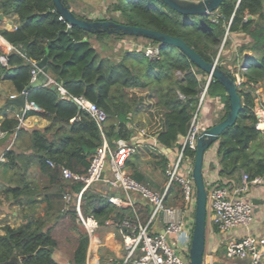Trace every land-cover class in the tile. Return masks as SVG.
Wrapping results in <instances>:
<instances>
[{
    "label": "trees",
    "instance_id": "trees-1",
    "mask_svg": "<svg viewBox=\"0 0 264 264\" xmlns=\"http://www.w3.org/2000/svg\"><path fill=\"white\" fill-rule=\"evenodd\" d=\"M106 12L108 17L104 20L179 38L206 63L216 62L217 68L234 81L235 77L221 64V50L230 44V35L246 36L249 42L238 48L236 54L240 56L232 64L236 66L245 60L249 64L242 74L246 84L238 87L242 109L236 124L226 129L217 142L218 176L225 184L236 182L235 177L241 172L251 179L264 176V133L256 130L252 112V93L257 84L264 83V0H224L213 14L195 16L180 15L159 0H112ZM0 14L4 18L16 17V28L11 32L0 30V35L20 52L9 53L7 66L0 64V80L9 82L18 96L30 85V62L38 64L46 59L48 76L67 95L81 96L104 111L107 122L103 132L111 147L119 139L130 141L131 117L142 113L148 121L146 134L156 139V146L151 150L159 152L151 153L153 168L165 174L169 159L160 148H168L171 153L180 151V140L190 128L207 74L179 50L139 37L129 38L156 45L157 58L150 59L142 51L131 50L118 55L117 61L103 57L91 39L117 41L128 36L107 32L91 34L77 27L67 33V25L55 13L52 0H0ZM73 14L82 20L98 21ZM244 52L250 55L245 56ZM51 86L27 91L28 101L38 105L42 112H30L26 116L46 119L45 128L25 129L13 114L6 115L0 125L3 134L0 205L4 203L8 210L19 206L25 213V221L20 226L1 227L0 264L12 258L16 259L14 264H57L52 259L54 251L65 254L69 264H86L88 236L76 223L74 208L66 211L41 194L52 187H59L62 193H79L83 183L64 180L61 170L85 175L102 138L88 113L69 99L61 98ZM207 99L216 100L219 108L216 122L222 121L229 101L222 85L214 79L206 88L200 111ZM145 155L137 149L125 162L131 177L143 185L137 165ZM183 156L193 161L194 152L184 149ZM34 167L46 179L41 188L30 174ZM182 199L181 187L172 182L164 205L182 208ZM39 202L47 205L43 216L36 217L32 211ZM80 210L82 215L93 216L98 221L100 235L109 228L114 230L106 225L107 221H118L132 214L129 209H117L109 204L93 187L82 193ZM135 210L140 222L145 224L149 205L138 203Z\"/></svg>",
    "mask_w": 264,
    "mask_h": 264
},
{
    "label": "built area",
    "instance_id": "built-area-1",
    "mask_svg": "<svg viewBox=\"0 0 264 264\" xmlns=\"http://www.w3.org/2000/svg\"><path fill=\"white\" fill-rule=\"evenodd\" d=\"M1 15V14H0ZM96 20V19H94ZM0 19V27L3 24ZM1 30V28H0ZM150 59L158 57V48L141 47L137 49ZM12 51L20 53L0 35V64L7 66L8 55ZM244 64V65H243ZM241 68L231 73L235 77L237 87L246 84L245 78L239 73L248 67L243 61ZM30 84L41 73L38 64L30 62ZM47 85H55L61 98L72 101L78 109L84 110L95 122L102 138L101 145L89 160L85 175L73 173L67 169L61 170L64 180L82 182L79 193H65L63 195L64 210L73 207L76 213V223L82 226L88 236L86 259L91 264H99L97 255L102 246L98 221L93 216H84L80 210L82 193L97 183L104 184L110 191L104 196L109 204L117 209H129L131 215H125L118 221L109 220L106 225L114 228L123 249L120 264H190L189 249L194 223L195 185L192 180L191 159L183 156L184 149L195 153L196 140L201 133L199 113L206 88H204L198 108L191 120L187 134L181 139V149L176 157L168 162L166 168L167 183L162 192H154L146 185L135 181L125 168L126 160L137 150V144H130L125 140H117L111 147L106 141L103 129L107 122L106 114L85 98L71 97L60 86L49 80ZM21 94L27 95V91ZM20 94V95H21ZM253 115L256 118L255 128L264 133V99L255 90ZM16 98V97H13ZM12 98V99H13ZM41 113V108L28 100L24 109L14 114L19 126L24 124L27 113ZM142 133V132H141ZM143 135V133H142ZM47 164H53L47 161ZM218 166V165H216ZM176 182L182 190L183 207H166L164 200L167 191ZM207 193V224L215 233L224 238V256L229 261H246L248 264L264 263V233H258L255 227V206L252 200H264V176L250 178L240 173L239 181L225 184L216 175L212 179H205ZM138 202L146 203L150 207V214L145 224L138 218L135 207ZM159 222V226H158ZM160 228L163 233L160 232ZM209 228V229H210ZM110 259L108 264H113Z\"/></svg>",
    "mask_w": 264,
    "mask_h": 264
},
{
    "label": "crops",
    "instance_id": "crops-1",
    "mask_svg": "<svg viewBox=\"0 0 264 264\" xmlns=\"http://www.w3.org/2000/svg\"><path fill=\"white\" fill-rule=\"evenodd\" d=\"M93 1L94 0H81V2H79L80 3L79 5H81V7L82 5L83 7H85L86 4H90V2ZM110 1L112 0H108L107 3L108 2L110 3ZM184 1H195V0H184ZM103 2L104 0H101V5L103 4ZM69 5L72 12H75L76 14L80 13V12L78 13L77 11V8L79 7H76L73 3H70ZM16 25H17L16 17L9 16L5 18V22H3L0 28L1 30H6L11 32L16 28ZM245 62H247V60H245ZM261 86L262 84H260L259 86L257 84L256 90L259 91L264 97V91H262ZM18 96L15 94L13 87L9 82L5 80H0V125L4 121L6 115H10V114L14 115L15 113L20 111V109L17 106L9 102L10 99ZM218 110L219 108L217 106L216 100L207 99L204 101L203 107L199 113V123L201 130L209 128L215 123H217L216 117L218 114ZM47 125H48V121L46 119L38 117L36 115H28L26 116V119L24 120V124L21 127L25 129H31V128L43 129ZM130 128L133 130V134L128 143L137 144V149L143 150V152L146 154L142 158L141 162L137 165L138 171L143 176L142 182L145 185H149L153 189V191L161 192L165 187V178L159 170L153 168L152 154H158L159 152H156V150H151L152 149L151 147L156 146V139L154 136H148L146 134V131L148 130V121L145 115L140 113L132 116ZM141 132L143 133V135ZM2 137L3 134L0 132V139ZM12 143L13 141H11L10 146ZM216 145L217 144L213 145L206 152L205 161H204L205 179H212L216 177L219 171L218 166H216L217 165ZM160 152H162V148H160ZM163 154L168 157L169 161H172L177 155V153H171V151L170 152L165 151V153ZM1 160L2 158L0 156V161ZM126 170L128 171V173H131L129 169ZM30 174L31 176L34 177L36 183L41 188L42 184L45 183L46 179L39 175L37 168L35 167L30 170ZM239 177H240V173L237 174L235 177L236 182L239 181ZM93 188L96 192L102 194L103 196H106L107 194L110 193L107 187L102 183H97L96 185L93 186ZM64 194L65 193H62L59 187H52L46 190L41 195L45 197L47 196L51 203L62 205V207H64L62 200ZM256 201H258V205L255 206V212H254L255 227L258 228V233H264V200H261L259 198ZM46 205H47L46 202H39L37 208L34 211H32L33 215H35L36 217L43 216L46 209ZM170 207H174V206H170ZM24 214L25 213L21 211V208L19 206H13L11 209L8 210L5 204L2 203L0 205V233H2L1 227L3 225H9L12 228H16L20 226L22 223H24L25 221ZM158 226H159V222H158ZM160 232H161V228H160ZM114 236L115 235H113V233L111 234V232H108L103 237L100 235L102 245L105 248L106 255L102 254V252L100 253L99 250L97 255L99 264H108V261L110 259H114L116 262L120 263L123 257L122 244L121 241L118 240L119 239L118 236L116 237L118 239H115ZM223 240L224 238L222 236L215 233L214 230H212L211 228L209 230L207 228L205 251L203 256L204 264H233L234 262H236V261H229L225 258L224 245L222 243ZM52 259L57 264H69L68 257L60 251H54L52 253ZM86 264H91V261L89 259H86Z\"/></svg>",
    "mask_w": 264,
    "mask_h": 264
},
{
    "label": "water",
    "instance_id": "water-1",
    "mask_svg": "<svg viewBox=\"0 0 264 264\" xmlns=\"http://www.w3.org/2000/svg\"><path fill=\"white\" fill-rule=\"evenodd\" d=\"M170 10L183 15H211L213 14L224 0H159ZM54 11L61 20L67 25L66 32L69 33L72 27H77L91 34L107 32L108 34H122L128 37H139L159 43L161 46L173 47L179 50L196 68L207 74L208 87L211 79L216 80L222 85L229 101V109L226 117L209 128L201 131L196 140V149L192 164V180L195 185V211L194 223L191 236V246L189 249L190 264H204L203 256L206 243L207 230V193L204 183V161L206 152L215 144H217L223 132L236 124L238 115L242 109V101L238 94V87L235 81L225 71L220 70L213 64L206 63L196 52L188 47L179 38L171 37L157 31L141 28L125 26L107 20L87 21L77 18L70 9V5H65L63 0H52ZM0 19L5 21L3 15ZM222 48V47H221ZM41 73L38 74L36 80L32 82L26 89L29 91L46 85L51 80L47 74L46 59L38 63ZM51 90L57 92L56 86L52 85ZM28 100V94H21L16 98L10 99L9 102L17 106L20 110L24 109ZM170 152L168 148H162V152ZM254 206L258 205V201L252 200ZM161 233H163L161 229ZM15 258H12L3 264H14Z\"/></svg>",
    "mask_w": 264,
    "mask_h": 264
},
{
    "label": "rangeland",
    "instance_id": "rangeland-1",
    "mask_svg": "<svg viewBox=\"0 0 264 264\" xmlns=\"http://www.w3.org/2000/svg\"><path fill=\"white\" fill-rule=\"evenodd\" d=\"M72 1V3L76 6L79 7L77 8V11L79 13L80 16L85 17L86 19L89 20H94V19H98V20H104L107 16V10H108V0H104L103 4L101 5V0H94L93 2H90V4H86L85 7H81V5L78 4V2H81V0H70ZM84 3V2H83ZM78 5V6H77ZM116 17H118V15L116 14ZM225 40H223L222 43H224ZM249 40L246 38V36L242 35V34H233L229 36V45L226 46L224 49L221 50V55H222V62L221 64L226 66V68L229 70V73H233L234 72L237 73V71L241 68V64L239 63L236 66L232 65L234 63V59H236L237 56H240L238 54H236L238 48L243 45L244 43H248ZM91 43L94 46V48L96 49V51L103 57H110L112 60L117 61L118 59V55L123 54L125 51H138L137 49H140L141 47H150V48H155L157 47L154 44H150L146 41H143L141 39L139 40H133L130 39L129 37L125 38V39H121V40H112L111 38H101V39H91ZM243 55L245 56H249L250 53L249 52H244ZM248 64V63H247ZM244 65V64H243ZM249 65V64H248ZM239 73L242 75L243 73H245V70H240ZM262 91H264V83H262ZM262 96V94H261ZM264 99V97H263ZM219 112V110H218ZM162 174V173H161ZM165 178V185L167 183V177H166V172L165 174H162ZM150 190L153 191V189L149 186L146 185ZM155 192V191H154ZM162 192V191H161ZM160 192V193H161ZM169 206H173V205H167L166 207ZM175 207V206H174ZM207 228L209 230L210 226H209V222L207 224ZM207 231V230H206ZM108 232H111V234L113 233V235H115V239L118 235L117 233L113 230V229H107L101 232V236L103 237L104 235H106ZM120 240V239H118ZM102 252V254L106 255L105 253V248L102 247L100 248V253ZM246 262V261H245ZM234 262L233 264H248V262ZM121 263V262H120ZM118 262H113V264H120Z\"/></svg>",
    "mask_w": 264,
    "mask_h": 264
}]
</instances>
